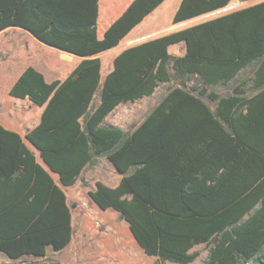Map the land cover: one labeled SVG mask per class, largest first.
<instances>
[{"label":"trees","instance_id":"trees-1","mask_svg":"<svg viewBox=\"0 0 264 264\" xmlns=\"http://www.w3.org/2000/svg\"><path fill=\"white\" fill-rule=\"evenodd\" d=\"M162 0H133L97 36L98 0H0V31L20 27L42 43L84 58L63 80L46 82L28 66L12 97L44 106L25 139L0 124V251L11 259L44 256L71 241L72 214L62 185L105 157L124 174L110 187L96 180L87 196L119 212L152 264H264V90L249 98L220 96L212 109L186 81L227 83L257 58L264 69V0L230 10L122 50L100 83L96 54L114 47ZM231 0H182L178 22L226 7ZM247 1V0H240ZM184 41L183 56L170 44ZM177 80L132 131L105 122L118 104L151 95ZM99 90V103L93 105ZM0 264H9L0 262Z\"/></svg>","mask_w":264,"mask_h":264},{"label":"crops","instance_id":"crops-1","mask_svg":"<svg viewBox=\"0 0 264 264\" xmlns=\"http://www.w3.org/2000/svg\"><path fill=\"white\" fill-rule=\"evenodd\" d=\"M133 0H98V15L96 19V26H97V36L98 38H102L104 32L106 29L126 10L128 5ZM182 0H162L156 7H154L150 12H148L138 23H136L125 35H123L118 43L103 52H100L96 54L95 56L100 58V83L103 82L106 75L113 69L114 67V58L115 56L120 53L122 50L129 48L131 46L140 44L142 42H145L147 40L156 38L158 36H161L163 34H166L171 31L180 30L183 28H186L188 26H191L195 23L201 22L203 20H206L208 18H212L214 16L219 15L220 10L225 9L229 7L231 4H236L234 9H238L244 6H247L249 4H252L259 0H247V1H240V0H231L230 3L221 9H217L211 13L199 15L193 18H189L186 20L174 22L173 16L178 9L180 3ZM165 12V13H164ZM165 14V22L164 26L160 25L158 22L162 19V16ZM9 31H24L28 34V38L34 40L36 43H38L40 46L46 45L39 41L37 38H35L33 35H31L28 31L20 28V27H7L0 31V36L4 35V39L7 40L9 43V49L6 51L0 50V106L1 104H6L7 99L9 97H12L8 94L9 89L14 84V82L17 80L19 75L24 71V69L28 66H33L36 70H38L42 75L44 76V79L46 82H51L53 80H63L68 76V74L74 69V67L80 62L81 59H83V56L74 55L72 53H68L63 50H59V54L61 58L65 59L67 62H70L71 65L64 71L62 67L59 66V74L55 72L56 68H48L45 64V62H42L40 57H38L36 60H32L30 56L26 55L24 47H14L12 42L13 38L7 37L6 34ZM13 50H15L13 54ZM167 51L172 56H183L186 52V45L184 41H179L177 43L170 44L167 48ZM25 59L24 63H20L21 67L15 66V61L17 62L20 59ZM14 60V62H13ZM263 61V58H257L253 60L251 63L246 65L245 67H242L236 75L229 80L227 83H217L215 85H208L203 86L201 83H199L197 80L196 82L193 81V79H196V76L194 75L192 78L188 79L184 85L185 88H192V91L194 94H197L198 91H201L200 97L201 99L212 109L215 107L217 100L209 97L208 93H214L218 94L220 96H225L228 94H233L234 91L239 92V96L242 98H249L256 94L257 92L264 90V69L262 72L258 73V76L256 75V70L258 67H260L261 63ZM8 62V63H7ZM264 66V64H262ZM48 76V77H47ZM161 84H167L169 85L167 88L171 87H181V85L178 83L177 80L172 79L168 83H161ZM160 84V85H161ZM159 86L156 87L155 91L149 95L144 96L139 99H136L134 101H128L124 103L118 104L112 111H110L106 117L105 122L113 124L115 126L120 127L125 132L132 131L136 126H138L142 120L141 118L139 122L137 121V118L134 120H131L132 127L130 129H125V126L122 124H119L116 121H110L108 120L110 115L112 116V113L116 111H121L123 107H126V103H130L132 105H137L138 102L141 99L146 98L149 102L151 101V109L158 103V101L161 99V97L165 94V91L163 92L162 96L160 98H156V93L159 89ZM99 93V90H97L94 94L93 99V105H97L99 103V99H95L96 94ZM155 97V98H154ZM15 98V97H12ZM153 98V99H152ZM19 99V98H18ZM29 101V100H28ZM30 102V101H29ZM95 102V103H94ZM31 103V102H30ZM11 104V103H10ZM9 104V105H10ZM32 104V103H31ZM34 105V104H32ZM44 106H38L37 110L34 113H29V115L26 116H19L16 119H6L0 116V124L11 131H14L18 133L21 138L23 139L24 143L27 145V147L33 151L36 160L41 163L45 168L46 165L42 163L40 157H39V151L35 149L26 139L25 134L28 130L32 129L34 126H36L41 117V112L43 110ZM150 109V110H151ZM149 110V111H150ZM105 157L100 156L97 158L96 163L92 164L93 166H98V172L102 174V177H97L96 180L102 181L104 184L115 187L120 182L121 178L124 174L119 173L114 166L110 163ZM87 166V165H86ZM85 166V167H86ZM83 168V170L85 169ZM112 167V168H111ZM82 170V171H83ZM104 170L106 173H104ZM82 173V172H81ZM52 179L54 182L61 187V189L65 192L67 203L69 205V208L71 210L72 214V229L73 234L71 241L68 243L66 247L59 251H53L50 247H47L46 254L44 256H33V255H24L29 256L30 258L28 260H23V257L17 258V259H11V261H3L9 264L13 263H19V264H41L43 263V259L47 256L49 252L53 253L54 255H57L62 250L66 249L70 243L73 240L74 235V215L72 211V204L70 200V196L75 192H78V187H76L77 180L72 185H62L59 181V176L56 173L50 172ZM81 175V174H80ZM95 180V181H96ZM95 185H93V189ZM88 189V190H89ZM87 190V191H88ZM86 191V192H87ZM82 203L80 206L81 211L84 213V215L88 214H94L97 217V214H99V207L95 205L91 199L88 197L84 198L82 197ZM75 204V203H74ZM110 209V208H108ZM101 210V209H100ZM113 217H120L119 212L116 211V213L113 215ZM101 219V218H100ZM104 220V219H102ZM124 223H126L124 221ZM128 231L127 223L125 224ZM113 230V228H110ZM129 233V232H128ZM115 236H117L115 234ZM130 236V234H129ZM131 237V236H130ZM117 239V237H116ZM132 239V237H131ZM120 240V239H118ZM133 241V239H132ZM135 241V240H134ZM134 246H136L141 252H144L141 247L134 242ZM0 253H2L0 251ZM4 254V253H2ZM147 255V254H146ZM154 256V255H149ZM156 258V256H155ZM167 261V260H166ZM165 261V262H166Z\"/></svg>","mask_w":264,"mask_h":264},{"label":"rangeland","instance_id":"rangeland-1","mask_svg":"<svg viewBox=\"0 0 264 264\" xmlns=\"http://www.w3.org/2000/svg\"><path fill=\"white\" fill-rule=\"evenodd\" d=\"M233 8L227 7L222 9L219 14L226 13ZM165 20L164 14L158 23L164 26ZM7 37L13 38L12 44L14 47H24L26 55L30 56L33 61L40 57V60L45 62L48 68L58 67V69L56 68L55 70L58 74L60 72L59 66L65 71L71 65L70 62L61 58L58 52L60 49L48 45L40 46L31 38L29 39L28 34L24 31H9L6 34V38ZM4 38V35L0 36V50L2 51H6L10 48L9 43ZM14 52L15 50H13V54ZM24 62L25 59L23 58L17 62L15 61V66L21 67L20 63ZM193 81L196 82V79L194 78ZM168 86L167 84L160 85L156 93L157 99L162 96ZM95 99H99V93L96 94ZM126 105L127 106L123 107L121 111H116L114 114L112 113V116L110 115L108 119L124 125L125 129H130L132 127L133 124L129 123L131 120L137 118L139 122L152 107L151 101L149 102L146 98L141 99L137 105H132L130 103H126ZM37 108L38 106L32 105L27 98L18 99L9 97L7 103L1 104L0 106V116L12 120L19 116H26L29 115V113H34ZM107 164L110 163L107 162ZM104 173H106L105 170ZM97 177H102V174L98 172V166L87 165L82 171L76 183L78 192H74L70 196L71 203H75V206L72 208L74 215L73 240L66 249L62 250L57 255L49 252L41 264H152L156 259L155 256L146 255L134 246V238L129 229L127 231L124 220L121 217H113L116 213L115 210L99 209L97 217L94 214L85 216L81 211V198H88L86 191L93 187ZM111 227L113 230L110 229ZM115 234L117 236H115ZM208 248L206 244L195 245L192 250H197L199 254L192 262L187 264H202L206 258ZM29 258V256H25L22 259L28 260ZM3 261L11 260L5 254L0 253V262ZM164 264L181 263L166 261Z\"/></svg>","mask_w":264,"mask_h":264},{"label":"built area","instance_id":"built-area-1","mask_svg":"<svg viewBox=\"0 0 264 264\" xmlns=\"http://www.w3.org/2000/svg\"><path fill=\"white\" fill-rule=\"evenodd\" d=\"M236 6V4H231L230 6H229V8H233V7H235Z\"/></svg>","mask_w":264,"mask_h":264},{"label":"water","instance_id":"water-1","mask_svg":"<svg viewBox=\"0 0 264 264\" xmlns=\"http://www.w3.org/2000/svg\"><path fill=\"white\" fill-rule=\"evenodd\" d=\"M74 206H75V204L73 203V204H72V207H74Z\"/></svg>","mask_w":264,"mask_h":264}]
</instances>
